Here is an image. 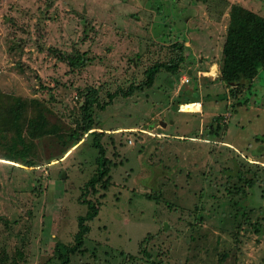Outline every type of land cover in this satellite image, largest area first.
Instances as JSON below:
<instances>
[{
    "label": "rangeland",
    "instance_id": "obj_1",
    "mask_svg": "<svg viewBox=\"0 0 264 264\" xmlns=\"http://www.w3.org/2000/svg\"><path fill=\"white\" fill-rule=\"evenodd\" d=\"M233 5L264 17V0H0V264H61L87 202L68 264H264V70L221 80ZM175 44L177 73L121 94Z\"/></svg>",
    "mask_w": 264,
    "mask_h": 264
},
{
    "label": "trees",
    "instance_id": "obj_2",
    "mask_svg": "<svg viewBox=\"0 0 264 264\" xmlns=\"http://www.w3.org/2000/svg\"><path fill=\"white\" fill-rule=\"evenodd\" d=\"M228 16L229 22L221 49V80L229 85H239L242 81H248L251 83L253 82L252 80L264 70V17H261L239 5H233ZM182 50L183 45H173L172 51L175 52L173 59H170L165 63H155L151 65L144 73L145 82L138 85H130L124 93H121V91L120 93L123 96L128 97L134 91H142L144 87H150L155 76L162 70L166 73H177L184 61ZM61 58L71 69L81 68L86 64L85 53L63 55ZM96 93L97 92H95V94ZM114 94L116 95V92ZM108 97L109 99H112L113 95H109ZM30 103L33 102L30 101ZM26 104L27 101L15 99L12 112L16 118L21 116ZM95 104L98 106V101L96 99H87L85 103L80 106V109L82 110V120L86 121L80 128V132L82 133L89 132L91 129L95 128L92 123V106ZM44 121L43 112L40 110H38L33 118L30 119V127H28L33 132L32 135H35L34 137L41 134ZM92 133L96 136L101 134L95 132ZM76 136L77 133H74L73 137ZM11 144L8 147L10 148L9 152L14 153L15 143L12 142ZM94 147L99 154V158H103L104 149L99 141L94 144ZM16 155L17 154L14 153L10 156H6V158L15 161ZM102 164L105 169H100L97 182L107 176L108 169L104 166V161ZM86 205L88 206V211L84 217H79L77 219V231L73 237V245L65 247L66 255L62 257L61 264H68V255L75 254L83 247L84 237L89 232L86 222L93 220L97 215L96 209L90 202H87Z\"/></svg>",
    "mask_w": 264,
    "mask_h": 264
},
{
    "label": "bare ground",
    "instance_id": "obj_3",
    "mask_svg": "<svg viewBox=\"0 0 264 264\" xmlns=\"http://www.w3.org/2000/svg\"><path fill=\"white\" fill-rule=\"evenodd\" d=\"M192 105H198V104H192ZM199 106V105H198Z\"/></svg>",
    "mask_w": 264,
    "mask_h": 264
},
{
    "label": "water",
    "instance_id": "obj_4",
    "mask_svg": "<svg viewBox=\"0 0 264 264\" xmlns=\"http://www.w3.org/2000/svg\"><path fill=\"white\" fill-rule=\"evenodd\" d=\"M163 127L165 126L164 124H161Z\"/></svg>",
    "mask_w": 264,
    "mask_h": 264
},
{
    "label": "crops",
    "instance_id": "obj_5",
    "mask_svg": "<svg viewBox=\"0 0 264 264\" xmlns=\"http://www.w3.org/2000/svg\"><path fill=\"white\" fill-rule=\"evenodd\" d=\"M198 105H199V104H198ZM182 106H183V105H182ZM182 106H181V107H182Z\"/></svg>",
    "mask_w": 264,
    "mask_h": 264
}]
</instances>
